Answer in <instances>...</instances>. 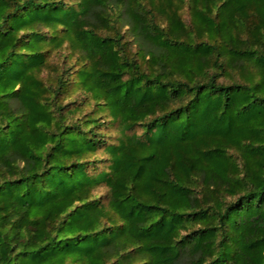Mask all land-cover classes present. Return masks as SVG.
<instances>
[{
    "label": "trees",
    "instance_id": "16d2710c",
    "mask_svg": "<svg viewBox=\"0 0 264 264\" xmlns=\"http://www.w3.org/2000/svg\"><path fill=\"white\" fill-rule=\"evenodd\" d=\"M0 264H264V0H0Z\"/></svg>",
    "mask_w": 264,
    "mask_h": 264
},
{
    "label": "rangeland",
    "instance_id": "374dc122",
    "mask_svg": "<svg viewBox=\"0 0 264 264\" xmlns=\"http://www.w3.org/2000/svg\"><path fill=\"white\" fill-rule=\"evenodd\" d=\"M184 18H185V19H188V15H187V13H184ZM107 190H108L107 187L102 186V187H100V188L97 190L96 194H97V195H100V196H105L106 193H107Z\"/></svg>",
    "mask_w": 264,
    "mask_h": 264
}]
</instances>
